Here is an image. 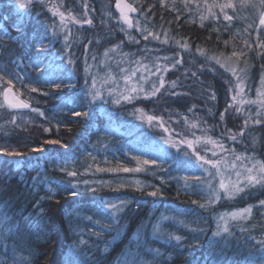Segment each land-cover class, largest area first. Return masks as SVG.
Masks as SVG:
<instances>
[{
  "label": "trees",
  "instance_id": "trees-1",
  "mask_svg": "<svg viewBox=\"0 0 264 264\" xmlns=\"http://www.w3.org/2000/svg\"><path fill=\"white\" fill-rule=\"evenodd\" d=\"M64 1L75 10L79 0ZM83 1L91 23L74 24L65 32L40 1L18 9L0 0L1 85L11 80L28 98L30 107L23 112L31 115L20 121L18 110L0 105V149L6 150L0 152V264H116L119 254L135 244L134 233L160 212L172 216L164 224L166 238L179 235L182 241L168 253L163 251L168 246L154 240L162 253L151 264H212L207 256L219 254L220 264L261 263L257 241L264 233V187L209 203L197 189L185 188V172L175 158L180 151L165 147L175 156L164 160L152 153L163 134L138 108L142 93L114 102L124 93L119 85L110 91L111 84L122 81V70L133 73L137 56L161 58L164 66L173 63L177 50H170L172 40L167 48L126 40L116 24L105 21L102 0ZM143 1L153 15L151 27L170 23L171 38H186L201 60L242 48L239 20L202 23L193 11L195 0ZM19 20L23 28L18 32L12 25ZM40 39L44 48L38 50ZM71 55L76 59L73 70L67 63ZM94 76L101 82L96 88L101 98L91 100L88 87ZM204 77L207 82L188 84L184 93L167 98L163 108L177 118L200 115L216 131L229 104L226 72L217 67ZM144 160L156 164L145 165ZM109 201L121 207L106 210ZM246 207L251 216L231 222L232 235L223 247L217 235L219 215Z\"/></svg>",
  "mask_w": 264,
  "mask_h": 264
},
{
  "label": "rangeland",
  "instance_id": "rangeland-1",
  "mask_svg": "<svg viewBox=\"0 0 264 264\" xmlns=\"http://www.w3.org/2000/svg\"><path fill=\"white\" fill-rule=\"evenodd\" d=\"M7 1L18 9H26L34 1H40L45 4L52 17L57 18V24L65 32L73 28L74 24L81 26L88 24L91 18V11L83 0L78 1L75 10L74 7L68 5L64 0H19V3L25 5L24 8H20L16 0ZM102 1L105 5V10L103 11L105 21L116 24L118 29L125 34L126 40L135 39L139 44L149 42V45L165 46L166 48L169 46L168 42L172 40L174 49L170 50H177L176 59L173 63L165 66L162 64L161 58L153 59L151 57L145 60V58L137 56L132 70L133 73L127 74L125 70H122V81L116 85L114 84V86L111 84L114 88H111L110 91H115L119 85L120 91L125 95L132 97L133 88L136 89V92L142 93L136 101L138 108L142 110L148 123L163 134L162 143L152 150V153L164 160L169 155L175 156L174 153H169L165 147L170 145L172 148L175 147L176 151H180V153L176 152L175 158L180 160H178L179 164L181 163L179 168L182 169L183 173L185 172L183 176L185 188L188 190L197 189L206 197L209 203L231 200L243 193V191L250 189V187L262 186V184L255 182L247 183V177L249 176H255L256 180L264 181V178L259 174L258 166H256L257 162H264V25L260 24L261 16L264 15V7L261 6L262 0H195L193 11L200 22L222 19L231 24L235 19L239 20L243 27L239 28L238 34H242L243 38H245L242 48H239L240 51L235 52L233 50L230 53L214 52L211 55L206 54V58L202 60L198 53L191 51L192 47L186 38H171L168 29L170 23L165 22L167 27L158 28L160 31L151 27L150 23L154 24L153 15L149 6L145 5L143 0H129L140 10L139 15L132 17L131 27H129V24L124 23L120 15L113 10V4L116 0ZM226 3H231L234 7L221 11L219 5ZM61 13L64 16L63 20L60 17ZM225 14L232 17V19L230 21L225 20ZM149 33L152 35H149ZM145 36H147V39L144 38ZM154 36H158L159 39H153ZM182 45H187V47H182ZM200 53V55L204 56L202 50ZM192 55L198 56V59H196L204 64H197L193 60L195 58ZM213 57L215 59H212ZM69 58H71L70 63H67L71 64L70 69H72L76 59L72 55ZM162 59L166 63L170 61L166 57ZM217 67L222 68L226 72L224 81L228 85L229 92V104L222 114L220 128L216 127L218 131L211 129L213 128L212 126L205 125L203 117L193 112L189 114L190 118H184V116L183 118H177L169 110L167 111V109L163 108L167 98L184 93L188 84L207 82L205 77L201 78L202 74H207V72L215 73ZM95 78L94 76L93 79ZM160 78L164 80L163 87H160ZM92 80L88 87L90 90L92 88ZM1 84L0 81V105L3 104L9 109L18 110L16 117L20 121L30 120L31 115L23 112L25 109H15L6 103L5 91L9 88L13 89L19 97L29 104L28 98L24 97L11 85L2 88ZM100 85L101 82L96 80V88ZM146 86L149 87V90L144 93L141 90H145ZM153 86L159 88L156 95H152ZM143 102H146V104ZM147 102H151L153 105L148 106ZM149 116L155 119L150 122L148 120ZM257 120L260 122L256 123ZM245 121H247L246 125ZM232 135L236 136L235 141L230 138ZM209 139L216 143H208ZM189 141L192 142L191 148L188 147ZM194 152H198L206 159L220 161L219 169L207 165L202 167L198 164L186 167L184 161L194 159V156H186L185 153L192 154ZM248 169H252V171L248 172ZM221 182L225 185L238 186L243 191L229 196L223 189H220ZM217 192L219 193V198L214 195ZM104 204L106 210H113V212H116L119 207L117 203L112 201ZM109 204H115L117 209L107 207ZM260 210L262 216H264V206L260 207ZM233 213H239V215L233 218ZM251 214V207L221 212L218 228L220 235L218 237H221L223 247L224 240L229 239L228 237L232 235L231 222L241 220V218L247 219ZM171 217V215L162 214L161 212L150 216L145 226L134 233L133 240H136L135 244L130 245L119 254L116 264H151L153 259L159 257L162 253L153 243L154 240L157 244L158 242H163L165 247L168 246L167 250L164 249L163 251L170 253L171 249L182 241L181 239L180 242H177L174 239L177 235L167 238L165 236L164 224L171 220ZM225 226L229 229L228 233L222 232ZM262 242H264V233L257 241L260 245V250L264 254V244ZM139 246L144 248V252L139 249ZM144 254H147V256ZM207 257H209V260L211 259L212 264H217L218 261L221 262L222 260L220 254L219 256L211 255V258L210 255ZM252 264L261 263L255 262Z\"/></svg>",
  "mask_w": 264,
  "mask_h": 264
},
{
  "label": "snow or ice",
  "instance_id": "snow-or-ice-1",
  "mask_svg": "<svg viewBox=\"0 0 264 264\" xmlns=\"http://www.w3.org/2000/svg\"><path fill=\"white\" fill-rule=\"evenodd\" d=\"M16 2L19 4V7L20 8H24L25 5L23 3H19V0H16ZM261 6L264 7V0H262V3H261ZM221 11H223L224 9L226 8H232L234 7L233 4L231 3H226V4H223V5H219ZM134 11V10H133ZM60 17H61V20L64 19V16H63V13L60 14ZM224 19L225 20H231L232 17L228 16L225 14L224 16ZM88 23H91V21H88ZM260 24L261 25H264V15L261 16V19H260ZM12 27L17 30L18 32L22 30L23 28V21L22 20H19L17 22H15ZM129 27H131V23L129 22ZM149 35H152L151 33H149ZM145 39H147V36L144 37ZM129 39H131V37H129ZM153 39H159L158 36H154ZM177 43H179V41H177ZM36 46H37V49L40 50V49H43L44 48V43H43V39H40V40H37L36 41ZM182 47H187V45H182ZM39 51H38V55H37V59H39ZM212 59H215V57H213ZM41 63H43L42 60H40ZM173 67H175V65H173ZM17 79H19V77H17ZM12 81L9 80L8 81V84L11 85ZM159 84H160V87H163L164 86V80L162 78L159 79ZM96 81L95 79L92 80V93L90 94V97H91V100H96L98 98H101V93L96 89ZM56 87H60V85H56ZM159 91V88L153 86V90H152V95H156V93ZM132 92L135 93L136 92V89L133 88L132 89ZM8 92L5 91V95H7ZM132 97L130 95H124V94H120L119 97L114 101L115 103L119 104L121 103V100H125V101H128V100H131ZM235 99V98H234ZM12 107L14 108H23V109H26L29 107V105L27 104H23V103H20V104H14L12 105ZM74 115L76 116H80V115H85L87 116L89 113L88 112H85V113H80V112H75L73 113ZM155 118L152 117V116H149L148 117V120L151 122L152 120H154ZM260 121H256V123H259ZM247 124V121H245V125ZM233 141H235L236 139V136L235 135H232L230 137ZM56 143H59L58 141H56ZM181 143H183V141H181ZM208 143H216L215 141H212L211 139L208 140ZM65 147H67V145H65ZM188 147H192V142L189 141L188 142ZM221 148H223L222 145H220ZM3 151H6L5 149H0V152H3ZM13 155H18V153H12ZM185 155H193L194 156V159H189V160H185L184 163H185V166H191L192 164H198L199 166H210V167H215L217 169H219L220 165H221V162L220 161H215V160H210V159H206L204 156H201L198 152H194L192 154H189V153H185ZM213 155H215V153H213ZM139 159V158H137ZM141 163L147 165V164H156V161L155 160H152V161H148V160H144V161H141ZM258 166V171H259V174L262 178H264V162H257V165ZM122 171L124 172H129V171H135V172H139L140 171V168H136V169H123ZM252 169H248V172H251ZM69 175H72V176H75L76 173L75 172H71L69 173ZM257 183V184H262V186H264V181L262 180H256V177L255 176H249L247 177V183L248 184H251V183ZM220 189H223L225 193H227L229 196H233L235 195L236 193L238 192H241L243 191L242 188L238 187V186H235V185H225L223 182L220 183ZM73 195H75L76 193L73 192L72 193ZM151 195H157V192H152ZM216 198H219V193H215L214 194ZM262 206H264V201H261L260 202ZM107 207L109 208H112V209H115L116 208V205L115 204H109L107 205ZM239 215V213H233L232 216L233 218H236L237 216ZM221 219H223V217H221ZM222 232L223 233H228L229 232V229L225 226L223 229H222ZM217 235H220V232L217 233ZM174 239L177 241V242H180L181 241V237L179 236H175ZM262 244H264V242H262ZM260 261H261V264H264V254H262L260 257H259ZM217 264H220V262L218 261Z\"/></svg>",
  "mask_w": 264,
  "mask_h": 264
},
{
  "label": "water",
  "instance_id": "water-1",
  "mask_svg": "<svg viewBox=\"0 0 264 264\" xmlns=\"http://www.w3.org/2000/svg\"><path fill=\"white\" fill-rule=\"evenodd\" d=\"M113 9L115 12H117L120 15V18L126 24H129V22L132 24V20H133L132 17L140 14V10L137 8V6H135L129 0L114 1ZM6 91L8 92V94L5 95V99H6V103L9 106L12 107V105L20 104V103L29 105L28 102L22 99L21 97H19L16 94V92H14L13 89L9 88ZM15 109H20V108H15Z\"/></svg>",
  "mask_w": 264,
  "mask_h": 264
}]
</instances>
